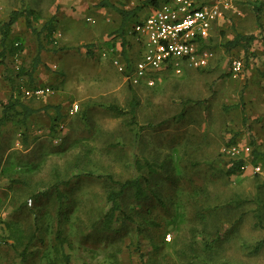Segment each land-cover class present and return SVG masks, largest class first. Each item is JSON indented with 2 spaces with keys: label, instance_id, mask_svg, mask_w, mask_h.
<instances>
[{
  "label": "rangeland",
  "instance_id": "1",
  "mask_svg": "<svg viewBox=\"0 0 264 264\" xmlns=\"http://www.w3.org/2000/svg\"><path fill=\"white\" fill-rule=\"evenodd\" d=\"M144 1L110 0L125 10L139 7V16L150 6ZM98 2L0 0V22L13 10H33L37 30L57 19L51 40L39 41L24 16L14 24L11 36L23 50L16 60L0 57V117L10 95L33 108L59 106L64 114L54 136L53 109L21 123L17 108L1 129L0 264H140L139 252L146 264H264V247L253 251L264 238V174L251 168L264 165V0H230L208 41L210 65L155 72L151 85L125 67L115 32L120 16ZM236 33L255 35L248 52L225 50ZM125 39L134 59L129 31ZM40 44L32 81L14 77L13 66L29 67ZM31 85L52 93L28 98L22 90ZM72 103L78 112L69 115ZM233 146L249 151L234 154ZM239 157L247 169L227 176ZM136 162L157 167L148 174ZM141 176L146 195L126 192L117 216L105 223L114 180Z\"/></svg>",
  "mask_w": 264,
  "mask_h": 264
},
{
  "label": "built area",
  "instance_id": "2",
  "mask_svg": "<svg viewBox=\"0 0 264 264\" xmlns=\"http://www.w3.org/2000/svg\"><path fill=\"white\" fill-rule=\"evenodd\" d=\"M229 3L230 0H167L158 6H151L129 31L137 46L134 74L151 85L154 82L151 75L161 70L170 68L179 73L182 66L205 68L213 52L200 44L209 39ZM88 19L94 22L92 18ZM114 63L119 71L123 70L117 60ZM240 66L239 60L234 61L232 71L236 73ZM23 90L26 96L36 98L52 93L44 86ZM77 112L78 104L72 103L66 113L74 115ZM241 150L246 154L249 148L232 147L234 154ZM247 167V163L243 162L240 170L245 171ZM251 168L254 173L264 174V165L256 163Z\"/></svg>",
  "mask_w": 264,
  "mask_h": 264
},
{
  "label": "trees",
  "instance_id": "3",
  "mask_svg": "<svg viewBox=\"0 0 264 264\" xmlns=\"http://www.w3.org/2000/svg\"><path fill=\"white\" fill-rule=\"evenodd\" d=\"M165 1H167V0H161V1L145 0L144 3L150 5V6L148 5L149 7L147 6L149 9L151 6H158ZM97 6L98 7L112 8L120 16V24H119V27L116 29L115 32L117 35H119L121 37V53L123 56L125 67L127 69L133 68L135 58L134 59L130 58V56L126 52L124 46L126 44V39H125L126 34L128 33V31H130L132 24L135 23L140 17L139 14L137 13V10L139 9V7H136V8L131 9V10H125V9H122V8L115 6L113 3L110 2V0H99V2L97 3ZM254 11H255V15H256V20L259 21L261 7L256 6L254 8ZM32 14H33V10H27L24 12L18 11V10H13L10 13V15L8 16L6 21L0 22V46H1L0 57L1 58H5L6 56H10L12 59L16 60L23 50L22 40L19 37H12L11 36L12 28L21 16H24V18H25L26 28L29 31L35 33L39 41L43 38L48 39V40L52 39V36H53L54 32L56 31V22H57L56 17L53 15V16L49 17L48 19H46L42 23V26L40 27V29L37 30L32 25V22L30 19ZM225 14L226 13H224L223 18L225 16ZM87 20L90 21L89 19H87ZM215 27H216V25L214 26V28ZM212 34H213V31L211 32L209 39L212 37ZM209 39L207 41L201 43L200 46L203 48L206 47L210 50V48L208 47ZM255 39H256V37L253 34L236 33L230 40H228L224 43V48L227 51L232 50L234 48H241L244 52H248L252 43L255 41ZM91 46H92L91 44L88 45L89 48ZM42 48H43V45L40 44L38 49H37L35 56L32 59V62L29 65V67L26 68L25 66H22L21 64H17V63L13 66L12 71L15 72L14 77L17 76L18 78H22L25 75V76H27V78H29V81H32L33 74L36 72L37 67L41 62ZM88 52L91 53L90 51H88ZM209 65H210V61L205 68H207ZM205 68H203V69H205ZM122 71H124V70H122ZM261 76L264 77V72H261ZM14 77L8 78L10 80V82L14 83V81H15ZM35 87H36V85H31L29 89H33ZM22 92L25 95L24 90H22ZM26 97H28V96H26ZM135 105H136V102L133 100L130 104V106H131L130 111H133V109H134L133 106H135ZM17 108H20V110H21L19 112V114L21 115V123L25 122L30 116H32L35 113H38L40 111H47L49 109H53L55 112V115L50 117V127L49 128H50L53 136L58 134L59 125L57 124V121L64 117V114L62 113V111H60L59 106L46 105V106H42L39 108H33L31 106H28V105L22 103L18 97H15L13 95H10L8 101L5 104H2V112H1V117H0V133H1L2 127L6 124V122H8L10 120L11 112L16 110ZM109 109L111 111H114V112L119 113V114L122 113L121 110H119L117 107L112 106V105L109 106ZM232 141H234L233 138L230 140V142H232ZM258 155H259V153L256 152V150H252L253 158L257 159ZM243 162H245L244 157H239V158L233 160L231 162V164L229 165V167L226 169V172H225L226 175L231 176V175L239 174L241 171L240 167H241ZM136 164L138 165L139 169H141L143 166H147L148 167V172H147L148 174H153L155 172V169L153 167H157L156 164H152V163H148V162H145V164L144 163L139 164L138 162H136ZM142 178H143V176L134 177V178H130V179L128 178L125 180H114V182H113L114 185L110 186L107 190V198L106 199L110 203V207L105 212V214L103 215L105 223L112 222L113 219L117 216V212L120 209L118 200L126 192L130 191L131 195H133L135 198H141V197H144L146 195L145 187L142 185V182H141ZM61 184L67 185L68 181L67 180H61ZM33 198H35V197H33ZM236 203H239V202L236 201ZM57 214H59V213H57ZM259 225L261 226V224H259ZM60 235H61L60 231L59 232L57 231V233L55 235L57 242H59ZM219 238H220V235L216 234V237L214 238V240L217 241ZM209 245H210L209 242L208 243H207V241L203 242V247H205L206 249L209 248ZM262 247H264V238L261 239L260 241H258L253 246V251L256 252L259 249H261ZM139 257L141 259L140 264H146L143 261L142 252H139ZM65 259L68 260L69 259L68 256H65Z\"/></svg>",
  "mask_w": 264,
  "mask_h": 264
},
{
  "label": "crops",
  "instance_id": "4",
  "mask_svg": "<svg viewBox=\"0 0 264 264\" xmlns=\"http://www.w3.org/2000/svg\"><path fill=\"white\" fill-rule=\"evenodd\" d=\"M39 65H40V64H39ZM39 65H38V66H39ZM37 69H38V67H37ZM40 112H41V111H40ZM43 113H45V112H43Z\"/></svg>",
  "mask_w": 264,
  "mask_h": 264
}]
</instances>
